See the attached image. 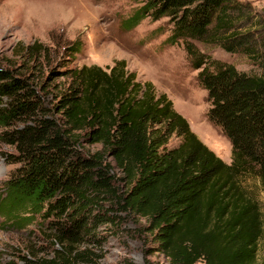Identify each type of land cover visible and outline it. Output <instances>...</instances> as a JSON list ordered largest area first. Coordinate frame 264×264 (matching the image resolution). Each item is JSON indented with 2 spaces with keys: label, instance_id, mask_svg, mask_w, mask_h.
Returning a JSON list of instances; mask_svg holds the SVG:
<instances>
[{
  "label": "trees",
  "instance_id": "trees-1",
  "mask_svg": "<svg viewBox=\"0 0 264 264\" xmlns=\"http://www.w3.org/2000/svg\"><path fill=\"white\" fill-rule=\"evenodd\" d=\"M259 16L239 0H145L129 19L132 27L148 17L168 19L166 43L183 44L198 71L210 104L207 118L231 143V164L199 139L166 94L138 81L125 61L59 75L52 69L42 77L40 68L59 51L53 54L40 42L19 45L16 56L31 62V70L25 64L0 67V143L14 148L7 161L18 166L3 183L0 213L20 227L42 218L51 242L61 247L49 258L24 257V264L88 259L76 247L98 242L94 231L117 224L123 213L146 221L171 264H264L258 260L260 204L242 183L255 177L264 191ZM195 42L255 58L262 72L239 71ZM82 46L75 41L60 58L73 59ZM58 78L64 81L54 85ZM173 138L179 144L168 147Z\"/></svg>",
  "mask_w": 264,
  "mask_h": 264
},
{
  "label": "rangeland",
  "instance_id": "rangeland-1",
  "mask_svg": "<svg viewBox=\"0 0 264 264\" xmlns=\"http://www.w3.org/2000/svg\"><path fill=\"white\" fill-rule=\"evenodd\" d=\"M145 0H0V67L17 68L23 64L31 70L32 63L16 56L19 45L40 42L52 47V52L64 55V48L75 41L83 46L79 54L60 58L51 54L40 68L42 77L57 69L97 65L104 69L115 61H125L127 69L137 80L151 82L157 94H166L175 110L190 124L199 139L227 164L232 163V146L220 128L212 125L207 112L210 104L207 93L191 68L184 45L166 43L170 36L168 19L153 21L145 18L135 27L129 19L144 5ZM248 3L253 12L264 18V0H239ZM255 29L259 24L255 22ZM259 53L264 58V31L256 33ZM197 47L213 59L234 65L249 75H260L259 62L243 53H227L219 47ZM65 65L63 68L62 66ZM41 66V65H40ZM64 81L58 78L53 83ZM2 129L0 128V133ZM179 144L173 138L168 147ZM97 151L100 146H86ZM14 148L0 143V203L4 197L3 183L18 167L7 159ZM249 194L260 204L263 233L258 245V260L264 258V191L257 178L248 176L242 181ZM118 187L124 189V185ZM21 215L28 213L21 212ZM117 224L102 225L94 233L96 241L84 242L75 253L85 252L88 259L75 264H171L160 250L155 236L147 230L145 220L127 214ZM13 218L0 213V264H24V257H52L61 247L51 242L48 222L40 217L23 226L12 224ZM203 264V263H199Z\"/></svg>",
  "mask_w": 264,
  "mask_h": 264
}]
</instances>
